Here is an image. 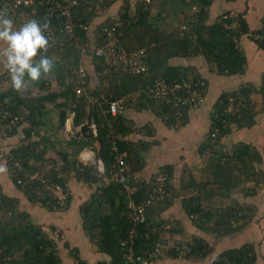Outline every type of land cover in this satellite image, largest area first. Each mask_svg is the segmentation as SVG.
I'll use <instances>...</instances> for the list:
<instances>
[{
  "label": "trees",
  "instance_id": "16d2710c",
  "mask_svg": "<svg viewBox=\"0 0 264 264\" xmlns=\"http://www.w3.org/2000/svg\"><path fill=\"white\" fill-rule=\"evenodd\" d=\"M115 1H105L104 12ZM212 1L192 0V12L183 21L186 28L179 25L167 33L166 29H160L155 24L150 8L146 9L144 4L136 1L132 4L130 0H124L117 18L108 19L97 26L92 43L99 42L105 25L114 24L122 33L121 43L127 52L146 49L149 71L132 74L112 69L105 73L104 60L89 54L84 59L85 64L93 65L90 73L96 77L97 84L92 86L88 72L86 89L98 97L99 102L89 104L77 93V71L80 65L78 43L91 40L89 31L79 27L75 29L73 37L60 35L54 38L55 44L47 53L55 61L53 73L42 74L38 81L26 79L19 91L14 90L11 83L0 91V100L19 118L17 125L9 131L11 147L5 156L8 158L6 164L10 176L27 200L48 211H63L71 205V180L93 187L90 198L83 202L80 211L83 231L97 251L109 258L97 264H138L130 262L126 257L131 248L135 258L147 259L149 264L157 260L176 264L175 261L180 260V253L175 248L165 258L150 255L163 238L172 239L170 233L173 234L174 229L167 227L160 214L168 210L177 199L181 200L187 216L195 226L205 231L214 228L219 235L241 230L255 214L251 207L235 201L232 194L235 189H241L245 196H249L255 194L258 187L264 186L262 155L252 144L239 142L227 148L220 141L233 128L254 125L257 115L256 102L252 98L254 94L261 95V110L264 111V75L259 87L243 83L237 90L221 93L214 102L209 113L210 128L198 149L207 162L206 176L202 182L196 181L191 173H185L177 189L173 184V166L164 164L159 167L158 170L164 169L168 173V195L164 201L145 208L144 220L136 223L133 221L120 182L112 180L105 184L103 180L105 176L114 177L118 168L117 154L125 153L124 164L128 167L131 182L137 183V192L133 198L139 205L148 196L151 181L156 175L136 181L146 166L144 155L157 140H135L130 136L137 131L139 136L152 139L156 136V129L148 124L135 127L133 120L124 115L126 109H152L171 128L182 127L187 123L190 112L188 107L178 110L179 107L173 102L148 96L146 91L153 79H163L169 84L183 81L197 83V88L206 96V83L202 85L205 79L196 68L169 66L168 60L172 56L200 54L219 75L245 73V53L232 35L249 32L247 21L240 13V27L229 33L224 29L220 15L214 24L207 27L204 22ZM74 16L79 23H88L90 26L95 23L99 16L95 13V0H79ZM258 45L264 49V43ZM6 76L9 78L7 70L0 78ZM55 82L59 84V90L54 89ZM24 88L27 92L36 89L37 97L24 96ZM101 95L106 100L100 99ZM232 97L234 102L230 100ZM119 98H125V110L112 115L107 100ZM71 116L73 132L66 136V122ZM92 118L96 122L97 133L86 139L80 127ZM95 143L99 147L95 148ZM86 148L98 151V157L104 162L103 174L99 173L95 165H84L79 160V154ZM3 159L0 155V163ZM57 187L65 197L63 204L59 200ZM131 231L135 233L133 237ZM59 239L62 240V237ZM191 240L193 243L184 259L205 258L209 254L208 243L198 236H192ZM182 243L184 241L179 244ZM71 255L74 264H89L80 257L77 249H72ZM256 262L255 246L246 243L222 251L210 264ZM0 264H63L55 238L40 225L34 224L30 214L20 209L19 199L7 195L1 184Z\"/></svg>",
  "mask_w": 264,
  "mask_h": 264
},
{
  "label": "crops",
  "instance_id": "0c3cea01",
  "mask_svg": "<svg viewBox=\"0 0 264 264\" xmlns=\"http://www.w3.org/2000/svg\"><path fill=\"white\" fill-rule=\"evenodd\" d=\"M123 1L116 0L107 11L97 17L96 24L93 22L90 26L88 34L90 39L95 38L97 26L108 19L117 18ZM130 1L133 4L135 0ZM191 1L153 0L150 11L154 17L155 24L160 29H166L167 33L179 25H182L181 27L185 29L186 26L183 21L185 16L192 12L193 5ZM207 9L208 15L204 22V25L207 27L214 24L223 12L229 10L243 15L248 24V33L264 27V0H213ZM2 47L3 45L0 44V48ZM240 48L245 53L247 59L246 70L242 75H219L215 70L211 69L204 56L200 54L172 56L168 60L169 66H192L196 68L201 77L205 79L203 83H206L207 86L205 103L200 108L189 112L186 125L171 128L166 126L152 112V109L147 111L126 109L124 115L133 120L135 127L148 124L156 129V136L152 139L148 136H139L137 131L130 136L135 140L143 138L150 141L153 139L157 140L144 155L146 166L140 172L138 178L148 179L158 171L160 166L170 164L174 168L173 184L177 189H179L181 177L185 173H191L198 182L204 180L207 162L205 161V157L199 154L198 149L210 128L209 113L214 102L221 93L237 90L243 83H251L259 87L263 80L264 49L247 34L241 37ZM86 66L89 72H92L93 65L88 63ZM5 71L3 63H0V75ZM252 98L256 102L257 111L254 125L233 128V131L225 136L220 141V144L227 148L239 142L256 146L262 155L264 170V111L261 110L262 97L260 94H254ZM208 100H210L209 104H207ZM72 132L73 129L70 126V131L65 132V135L68 136ZM10 147L11 140L9 142L5 141L0 136V155L4 157L0 163V169H3L0 171V184L7 195L19 199L20 209L30 214L34 224L40 225L44 230L49 232L51 237L55 238L63 264H74L75 261L71 255L72 249H77L80 257L85 259L89 264H97L100 261L109 260L107 256L97 251L82 228L80 207L83 202L90 198L93 187L71 180L69 186L72 201L67 210L48 211L38 204L31 203L24 196L23 192L16 187L10 176L5 157ZM97 147H99V144L95 143V148ZM177 174L181 176L180 180L176 183ZM232 197L241 205L251 207L255 214L245 227L227 235H219L218 231L214 228L205 231L195 226L187 216L179 199L175 200L168 210L160 214L162 219L167 218L165 219L167 227L174 229L173 234L170 233V238L174 240H188L192 236H198L203 238L209 245V254L205 258L196 260L180 259L179 261H175L176 264H210L222 251L240 247L246 243L255 246L256 264H264V186L258 187L256 193L249 196H245L243 190L235 189ZM57 230H59V234H56ZM60 236L62 240L59 239ZM61 241L64 243L62 245L63 248L60 249ZM168 262L170 261L157 260L152 262V264H168Z\"/></svg>",
  "mask_w": 264,
  "mask_h": 264
},
{
  "label": "built area",
  "instance_id": "2783aa9c",
  "mask_svg": "<svg viewBox=\"0 0 264 264\" xmlns=\"http://www.w3.org/2000/svg\"><path fill=\"white\" fill-rule=\"evenodd\" d=\"M105 1L107 0H95V13L99 16L104 13L103 4ZM135 1L144 4L146 9H149L153 2V0ZM78 4L79 0H0V13H6L9 15L14 20L17 27L29 19L35 18L42 22H49L53 38L60 35L73 37L77 27L85 31L90 30V25L88 23H79L74 16V10ZM239 14L240 13L233 10L222 13L223 27L227 32L232 33V30L240 27ZM246 34L256 42L264 43V27L252 33L242 32L239 36H232L234 41L240 44L241 37ZM121 35L122 33L118 30L116 25L108 24L103 27L98 43H92L93 39L80 41L78 43L80 65L77 71V78L79 81L77 93L80 96H83L85 101H88L89 104L99 102V98L88 93L86 89L89 75L84 59L89 56V54L92 53L96 57L104 60L106 65V68L104 69L105 73L112 69H118L132 74H144L149 71L146 49L142 48L127 52L121 43ZM9 85L10 80L7 76L0 78V91L5 90ZM202 85H204L203 82ZM197 87V83L192 84L188 81L169 84L163 79L155 78L148 88L147 94L149 97L157 100L173 102L175 106L179 107L178 110L188 107V111H190L199 108L205 102V97ZM100 99H105V97L101 95ZM230 100L234 102L233 97L230 98ZM107 101L112 115H117L125 110V98ZM180 113L181 111L178 112V114ZM18 121V116L13 115L10 109L5 107L0 100V135L3 139L8 140L10 138L9 131L17 125ZM71 121L72 116L66 122V130H70ZM87 123L89 124L92 133L96 134L97 126L94 118L90 119ZM5 157L8 159L7 156ZM116 158L118 168L114 177L105 176L103 177V180L105 184L110 183L112 180L121 183L122 189L127 196L130 216L135 223L142 221L144 220L143 215L146 207L166 199V196L168 195L166 192L168 173L163 169L154 173L156 175L153 174L154 178L151 181L152 186L150 192L145 200L138 205L133 198L137 192V183L131 182L128 167L124 164L125 153L117 154ZM79 160L84 165H95L100 174H103L105 171L104 162L98 157V151L94 148L84 149L79 154ZM140 179L141 181L145 180L141 177L135 180L139 181ZM57 191L59 200L61 204H63L65 197L59 187H57ZM56 234H59V231H56ZM130 234L131 237L135 235L134 231H131ZM180 241H184V243L179 244ZM180 241L177 240L176 242H173L169 239L163 238L156 244L150 256L155 258H165L169 251L175 248L180 253V259H184L185 255L189 252L193 241L191 238ZM126 257L132 263L140 262V264H149L147 259L141 257L135 258L132 248L127 252Z\"/></svg>",
  "mask_w": 264,
  "mask_h": 264
},
{
  "label": "clouds",
  "instance_id": "9594fccd",
  "mask_svg": "<svg viewBox=\"0 0 264 264\" xmlns=\"http://www.w3.org/2000/svg\"><path fill=\"white\" fill-rule=\"evenodd\" d=\"M0 44V63L14 90H21L26 79L38 81L42 74L53 73L55 61L47 55L55 44L49 22L33 18L17 27L9 15L0 13Z\"/></svg>",
  "mask_w": 264,
  "mask_h": 264
},
{
  "label": "rangeland",
  "instance_id": "374dc122",
  "mask_svg": "<svg viewBox=\"0 0 264 264\" xmlns=\"http://www.w3.org/2000/svg\"><path fill=\"white\" fill-rule=\"evenodd\" d=\"M88 72H89V71H88ZM89 73H90V72H89ZM90 77H91V79H92V81H91L92 86H94L95 84H97L96 77L92 76L91 73H90ZM54 89H55V90H59V89H60L59 84H57V82L54 83ZM22 93H23L24 96L29 95V97H37V94H38L37 91H36V89L33 90V91H30V92H27L25 88L23 89ZM209 103H210V100H208V103H207V104H209ZM69 131H70V130H66V129L64 130V132H66V133L69 132ZM4 140H5V139H4ZM9 140H10V139L5 140V141H8V142H9ZM187 172H188V171H187ZM186 175H188V173H186ZM180 176H181V175L177 174V177H176V178H177V179H176V183L178 182V180H180ZM164 219H167V218H164ZM58 231H59V230H57V232H58ZM169 240H170V241H173V242L176 241V240H172V239H169ZM63 243H64V242L61 241V244H60L61 246H59L60 249L63 248V247H62Z\"/></svg>",
  "mask_w": 264,
  "mask_h": 264
},
{
  "label": "water",
  "instance_id": "95a60500",
  "mask_svg": "<svg viewBox=\"0 0 264 264\" xmlns=\"http://www.w3.org/2000/svg\"><path fill=\"white\" fill-rule=\"evenodd\" d=\"M80 131L82 133V135L86 138V139H90L93 135L91 128L89 127L88 123L83 124L80 127Z\"/></svg>",
  "mask_w": 264,
  "mask_h": 264
}]
</instances>
